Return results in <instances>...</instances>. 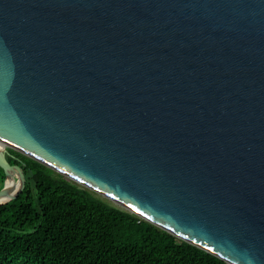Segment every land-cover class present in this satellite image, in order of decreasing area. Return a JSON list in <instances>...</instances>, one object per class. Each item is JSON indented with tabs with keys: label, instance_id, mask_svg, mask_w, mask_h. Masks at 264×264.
<instances>
[{
	"label": "water",
	"instance_id": "obj_1",
	"mask_svg": "<svg viewBox=\"0 0 264 264\" xmlns=\"http://www.w3.org/2000/svg\"><path fill=\"white\" fill-rule=\"evenodd\" d=\"M7 148L264 264V0H0V206Z\"/></svg>",
	"mask_w": 264,
	"mask_h": 264
},
{
	"label": "trees",
	"instance_id": "obj_2",
	"mask_svg": "<svg viewBox=\"0 0 264 264\" xmlns=\"http://www.w3.org/2000/svg\"><path fill=\"white\" fill-rule=\"evenodd\" d=\"M25 185L0 206V264H226L7 148ZM6 174L0 167V187Z\"/></svg>",
	"mask_w": 264,
	"mask_h": 264
},
{
	"label": "bare ground",
	"instance_id": "obj_3",
	"mask_svg": "<svg viewBox=\"0 0 264 264\" xmlns=\"http://www.w3.org/2000/svg\"><path fill=\"white\" fill-rule=\"evenodd\" d=\"M19 186H20V183L18 179L14 177L9 184V187L7 189V194H11L15 192L19 188Z\"/></svg>",
	"mask_w": 264,
	"mask_h": 264
}]
</instances>
